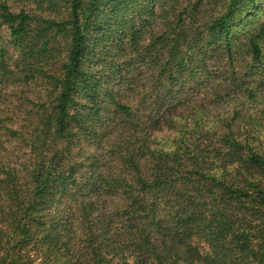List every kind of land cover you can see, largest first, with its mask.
Wrapping results in <instances>:
<instances>
[{
    "label": "trees",
    "instance_id": "obj_1",
    "mask_svg": "<svg viewBox=\"0 0 264 264\" xmlns=\"http://www.w3.org/2000/svg\"><path fill=\"white\" fill-rule=\"evenodd\" d=\"M15 90L0 264H264V0H0V101ZM93 117L113 142L84 156Z\"/></svg>",
    "mask_w": 264,
    "mask_h": 264
},
{
    "label": "rangeland",
    "instance_id": "obj_2",
    "mask_svg": "<svg viewBox=\"0 0 264 264\" xmlns=\"http://www.w3.org/2000/svg\"><path fill=\"white\" fill-rule=\"evenodd\" d=\"M20 6H21V3L15 2L13 7H14V9H17ZM262 11H263V8H262ZM254 14H255V12H251L249 16L252 17V16H254ZM243 19H241V20H243ZM241 20H237V22H236V25H237L236 26V32H240V33L244 30V29L242 30V28H244V27L246 28V26H247V23L246 24H240ZM236 32H234V33L236 34ZM237 34H239V33H237ZM97 38H100V37L94 36L92 38V40L94 41ZM114 38H116L115 35H111V37L107 38L106 40H101V41L97 40L96 42H90V45H101L100 48H97V49L95 48L96 50L93 53L94 62H96L98 59H104L106 57L105 51H106L107 47L105 49H103V48L105 46H108V44L110 46H112V40ZM113 51H115V47H111L110 49H107V52H109L108 54H110V55H112L114 53ZM136 72H140V70L136 71ZM127 75L128 74L125 75L123 73H122V75H119V74L115 75L111 71H106L104 73L98 74V76H100L99 78L101 79V81L102 82L104 81V84H105L104 86H109L110 88H115L120 84H125L124 80H127L126 78L129 76V75L128 76ZM194 77L193 78H191V77L186 78V79H188L187 81L182 80L181 83L183 85H181V88H183V91L185 92V94H187V97L189 99L194 98L197 100L207 101L209 98L206 99L205 89H202L203 86H201V85L197 86V87L195 86L196 80L198 81V79H197V77H195V78ZM40 85L41 84L32 85L30 87V89H28L29 92H26V94H24V96H23V98H25V106L23 108V111H26L28 116H30L31 112H32V109L30 108V106L32 105V102H37L36 98H37L38 94L40 92H42V88L40 87ZM198 90H199V93H196ZM15 91L18 93V96H15V95L8 96L6 94V96H5L6 99L3 102L0 101V112H1L2 116L5 114H8L10 111L12 113H14L16 107L19 104L18 101H21L23 99L20 96L22 94L21 91H19V90H15ZM26 97H29L30 99L28 100V99H26ZM27 106H29V107H27ZM26 107H27V109H26ZM31 116L34 117L33 114ZM21 120H23V119H21ZM90 121H94L93 128L97 129V132L99 134H101V132H103L104 138H101L99 141H95L93 138L90 139L89 136L84 137V139L79 144L76 145L78 148H80L83 151L84 156L85 155L87 156L89 154H100L101 151L110 149L111 143L113 142V137L107 135V132L109 130L107 131V129H106V128H108L107 126H111V123H107V121H101V122L96 123L95 117L91 118ZM31 122H32L31 120H29V122L23 121V122H21V124H24L26 126V130H29V129H31ZM137 123H139L138 118H137ZM53 198L54 197H50L51 203L53 201Z\"/></svg>",
    "mask_w": 264,
    "mask_h": 264
}]
</instances>
